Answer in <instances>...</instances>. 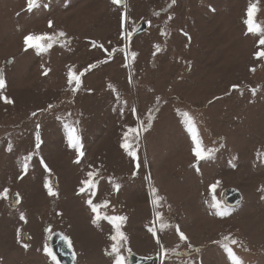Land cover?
Listing matches in <instances>:
<instances>
[{"label":"rangeland","instance_id":"1","mask_svg":"<svg viewBox=\"0 0 264 264\" xmlns=\"http://www.w3.org/2000/svg\"><path fill=\"white\" fill-rule=\"evenodd\" d=\"M251 2L264 27V0ZM249 3L40 0L28 12L27 0H0V96L12 101L0 99V193L7 189L9 197L0 199V264H56L44 248L57 232L71 241L73 264H113L114 255L106 254L113 227L103 218L111 216L126 217L127 243H120L126 264L130 256L157 264H230L226 243L243 264H264V160L257 155L264 154V57L256 58L264 45L245 34ZM60 31L65 37L47 52L25 51L26 35ZM70 69L80 76L75 92ZM185 112L213 153L198 163ZM65 124L77 129L78 163ZM142 126L147 130L138 139L129 132ZM126 132L135 159L121 147ZM89 172L95 174L91 189L81 183ZM46 179L56 196L48 195ZM226 189L240 193L239 206L224 204ZM213 197L229 215L215 214ZM89 199L107 202L97 224ZM161 246L168 252L163 259Z\"/></svg>","mask_w":264,"mask_h":264},{"label":"snow or ice","instance_id":"2","mask_svg":"<svg viewBox=\"0 0 264 264\" xmlns=\"http://www.w3.org/2000/svg\"><path fill=\"white\" fill-rule=\"evenodd\" d=\"M111 2L114 5H120L123 0H111ZM173 3H175V0H172ZM40 5V0H27V11L28 12H32L34 9L39 8ZM259 11L257 4L256 3H252L250 0L249 6L246 10L245 16L246 19L243 21L245 26H246V35L247 34H253L256 36H259V40H258V44L259 45H264V27H262L261 25H259L256 20H255V15L256 13ZM124 19L125 16L124 14H122V20H121V36L124 37ZM169 19H171V17H169ZM48 26L51 28L52 27V21L48 22ZM128 36H131L132 33L129 32L127 34ZM161 35H166V33H164L163 31L161 32ZM65 37V33L63 31L60 32H56L54 34H28L24 37V45H25V51L29 50V49H34L36 51V54L39 55L41 53L47 52L55 43L59 42L60 38ZM95 46V45H94ZM157 47V50H159V47ZM133 57L135 56V54H132ZM264 57V51H260L256 53V58H262ZM94 67V65H90L89 66V70ZM48 72L47 69H45L44 74L46 75ZM80 75H83V73H80ZM73 83H75V87H72ZM80 76L75 75L72 70L70 69L68 72V85L71 88V91L75 92L77 91V89L80 86ZM5 87V79L3 77L2 74H0V89H3ZM110 88H112L111 85H109ZM235 87V86H234ZM115 92V89H112ZM253 95H255V90H253ZM0 99L4 100L5 103H12L11 100L7 99L6 97H2L0 96ZM51 107V106H49ZM33 115H35V113H33ZM183 116V123L186 125L187 131L190 133L192 141H193V155L196 158L197 163L201 160L207 159L209 158L213 153L212 150H207L205 151L203 145H202V141L199 139V135L198 132L196 130L195 127V123L194 120L192 119V117L189 116V114L187 112L182 113L181 114ZM151 120V117H149V121ZM78 123V122H77ZM66 131H67V142H68V146L70 148H74L77 152V163L79 162V157L83 155V152L81 151L82 148V144L80 143V138L77 135V129L76 127L69 125V124H65L64 125ZM37 129H39V125H37ZM147 130L146 126H142L140 129H129V132L131 133H135L136 134V138L138 139L139 136V132L140 131H145ZM129 132H126L125 135V142L122 143L121 147L125 149V151L128 153V155L132 156L135 159V152L130 150L132 148V145L130 143H128V135ZM41 145V138L39 135V132L37 131V134L35 136V147L36 149H39ZM9 151H11V146H9ZM258 157H260L262 160H264V154L262 153H257ZM32 159V153H29L28 155L23 157V161H22V165H21V170L23 172H27L28 170V162ZM233 159H235V157H233ZM41 163L43 164V161H41ZM193 167H196V164L192 165ZM45 171L46 172H50V170L47 168V165H44ZM88 179L85 181H82L81 183L85 185L86 188L91 189L94 185H95V180H94V173L89 172L88 174ZM111 183V181H110ZM219 181H217L215 184L211 185L210 188L211 190H215V188L219 185ZM44 187L48 192L49 196H56L57 193L53 190V187L50 184V181H48L47 179L44 182ZM85 187L80 188V192H84L85 191ZM113 187L118 190L119 189V184H113ZM261 191H264V189H261ZM151 195L153 196L152 199V204L154 207H158L159 203H160V198L156 196V189L152 188L151 189ZM8 190L5 189L3 193H0V199H8ZM262 199H264V196L261 197ZM16 202H19V195H16ZM88 205L91 207L92 212L95 213V216L93 217V224H97V222L102 219L98 209L101 207H107V202H105L104 204H98V205H93L91 199H89L87 201ZM222 202H218L215 197H213L212 199V203L210 204V207L216 209V215L220 216V217H224L230 214V211L227 207H222ZM155 215V221L154 222H160L161 223V228L163 229L164 227H166V225H164L162 223V218L160 216L159 212L154 213ZM104 219H108L109 222L112 224L113 227V233L109 239L113 242L111 245V253H106V254H112L114 255V261L113 264H126V258L120 254V243L124 242L125 244L127 243V237L125 236V234L123 233V231L121 230L122 227V223L126 220V217L124 216H111V217H103ZM21 220H24L25 217L23 216V214H21L20 216ZM150 232L153 233V235L155 236L156 233L154 231V229L150 228L149 229ZM177 234L179 236V239L181 242L186 241L187 237L180 232L179 228L176 229ZM17 235L19 236V230L17 232ZM61 240L64 241L65 245L69 248V250H71V241L66 237V236H61L60 237ZM225 240H228V237L224 238ZM157 243L159 244V240H157ZM230 244L231 245H235L237 244V241L235 239H231L230 240ZM25 249H27V245H24ZM190 247V245H189ZM221 247L224 249V252L227 255L228 260L230 261V264H243L242 260L234 253L232 247L226 243V244H222ZM45 253L50 256L52 258L53 261H55L56 257L55 255L52 253L51 249L48 247L44 248ZM130 253V250H129ZM168 252L163 249V246H161V259H163V257L167 256Z\"/></svg>","mask_w":264,"mask_h":264},{"label":"water","instance_id":"3","mask_svg":"<svg viewBox=\"0 0 264 264\" xmlns=\"http://www.w3.org/2000/svg\"><path fill=\"white\" fill-rule=\"evenodd\" d=\"M144 29V27H143ZM223 202L227 207L233 208L237 207L241 203V195L238 191L235 189H226L223 192ZM62 235L60 233H55L53 238H52V243L55 242L56 240L60 241L59 246L61 248H64L68 254L67 261L68 264L74 263V255L71 250L65 245L64 241L60 239ZM129 263L130 264H157L156 259H150V258H141V257H136V256H130L129 257Z\"/></svg>","mask_w":264,"mask_h":264},{"label":"flooded vegetation","instance_id":"4","mask_svg":"<svg viewBox=\"0 0 264 264\" xmlns=\"http://www.w3.org/2000/svg\"><path fill=\"white\" fill-rule=\"evenodd\" d=\"M59 242L60 241L56 240L49 246H50L52 253L56 257L55 259L56 264H66L64 260H66V258L68 257V254L64 248H61L59 246ZM127 264H130L128 260H127Z\"/></svg>","mask_w":264,"mask_h":264}]
</instances>
